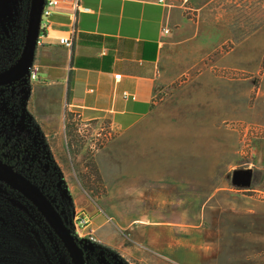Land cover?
Returning a JSON list of instances; mask_svg holds the SVG:
<instances>
[{"label": "rangeland", "instance_id": "obj_1", "mask_svg": "<svg viewBox=\"0 0 264 264\" xmlns=\"http://www.w3.org/2000/svg\"><path fill=\"white\" fill-rule=\"evenodd\" d=\"M199 3L200 12L186 11L189 21L181 37L190 39L164 52L165 103L140 136L128 132L114 141L117 134L106 123L83 125L66 112L59 144L29 109L34 83L27 90L30 144L19 169L67 222L78 211L90 216L102 243L90 264H224L215 259L209 226L217 215L225 218L224 201L235 187L232 172L250 167L260 172L258 178L264 175V0ZM9 5L12 18L17 3ZM15 32L11 25L5 44L12 59L23 47ZM199 157L202 162L194 161ZM178 171L197 173V187L180 197H199L203 208L178 201L179 188L162 189L167 188L163 178ZM217 187V196L208 200ZM26 205L0 184V264H72L59 239ZM98 215L107 222L105 237L93 222Z\"/></svg>", "mask_w": 264, "mask_h": 264}, {"label": "crops", "instance_id": "obj_2", "mask_svg": "<svg viewBox=\"0 0 264 264\" xmlns=\"http://www.w3.org/2000/svg\"><path fill=\"white\" fill-rule=\"evenodd\" d=\"M75 1L61 0L38 41L35 61L41 69L29 95V109L59 144L66 112L79 114L83 125L98 128L106 123L117 134L114 141L128 132L138 137L165 103L164 52L190 39L181 37L189 21L186 11L200 12L204 6H196L197 0H77L90 8L85 10L75 7ZM61 38H73L72 47L62 44ZM116 74L122 77L118 80ZM259 173L254 172V186L232 187L225 204H215H224L225 218L217 215L213 220L209 242L215 246V259H224V264H264V175L258 178ZM182 175L168 174L162 185L167 188L162 189L171 193L179 188L178 201L193 204V210L203 208L199 197L187 201L180 197L189 194V187H197V173ZM93 222L99 236L105 237L109 230L103 216Z\"/></svg>", "mask_w": 264, "mask_h": 264}, {"label": "water", "instance_id": "obj_3", "mask_svg": "<svg viewBox=\"0 0 264 264\" xmlns=\"http://www.w3.org/2000/svg\"><path fill=\"white\" fill-rule=\"evenodd\" d=\"M45 1L31 0L22 52L15 63L0 71V86L16 82L29 73L35 61ZM254 172V169L250 167L234 169L231 175V182L238 188H250ZM0 181L22 194L40 212L63 243L72 264H87L84 251L78 245L63 215L32 179L17 171L9 163L0 160ZM23 207L25 210L29 209L26 206Z\"/></svg>", "mask_w": 264, "mask_h": 264}, {"label": "flooded vegetation", "instance_id": "obj_4", "mask_svg": "<svg viewBox=\"0 0 264 264\" xmlns=\"http://www.w3.org/2000/svg\"><path fill=\"white\" fill-rule=\"evenodd\" d=\"M15 1L17 3V11L18 12L16 13V15L14 13L12 15V18H11L10 11H9L10 0H0V71L4 70L5 68H7L10 65H12L13 63H15L17 61V59L19 58L18 57V58L12 59V58L8 57V54L6 53V50H5V44L9 42L8 36H9V30H10L11 25L14 27V29H16L14 37L16 39L18 37H19V39H22V37H23V46H24V42H25L27 23H28L27 18H28V14H29L30 5L27 7L25 0H15ZM30 4H31V2H30ZM22 14L24 15V17L22 16ZM14 15L16 17L17 22L14 21V19H15ZM24 27H25V31H24ZM23 31H24V34H23ZM22 35H24V36H22ZM14 44H16V42H14ZM21 52H22V50H21ZM28 74L16 82L0 86V160L4 161L6 163H9L19 172H21L19 169L20 164L24 163L26 160V156H27V152H28V150L26 148L27 143L30 144V142H27V139H26V118H27V115H29V113L26 112L25 105H26L27 90L33 83L29 81ZM28 92H29V90H28ZM28 99H29V93H28ZM35 140H36V137L34 138V142H35ZM34 145H35V143H34ZM27 177L30 178L29 176H27ZM8 187L10 189H13L10 186H8ZM6 189H8V188H6ZM14 191L17 192L18 194H20L18 191H16V190H14ZM20 195L23 196L22 194H20ZM25 200L30 202L27 198H25ZM26 207H28V206H26ZM28 208H29L28 210L31 209V207H28ZM65 221L70 227L71 221L67 222L66 219H65ZM70 230L72 231L71 227H70ZM72 233H73V231H72ZM73 235H74V233H73ZM56 237L58 238L57 235H56ZM75 239H76V237H75ZM59 241H60V239H59ZM77 243H78V241H77ZM78 245L81 246L79 243H78ZM81 248L83 249L82 246H81ZM95 249L98 250L99 247H96ZM65 251L67 252L66 248H65ZM83 251H84V249H83ZM99 253H101V252H98V254ZM84 254H85V251H84ZM85 258H86L87 264H90V261H89V259H87L86 254H85Z\"/></svg>", "mask_w": 264, "mask_h": 264}, {"label": "built area", "instance_id": "obj_5", "mask_svg": "<svg viewBox=\"0 0 264 264\" xmlns=\"http://www.w3.org/2000/svg\"><path fill=\"white\" fill-rule=\"evenodd\" d=\"M31 0H28L27 7L30 5ZM75 7H83L85 10H90V8L83 6L82 4L78 3L77 0L74 2ZM61 6V0H46L45 5L43 8V15H42V24L41 29H45L48 24V18L54 13L55 10L60 8ZM16 15V14H15ZM16 21V17L14 19ZM25 31V27H24ZM169 29L165 28L164 32L169 33ZM45 34L40 33V37L44 36ZM39 41V40H38ZM60 42L67 47H72L73 45V38H61ZM40 65L34 61L30 72L28 74V79L30 82L34 83L39 78V72H40ZM122 77V74H116V79H120ZM77 116L80 117L79 114ZM71 229L76 237V240L78 243L83 247L85 254L87 256V259L90 260L92 251L95 250L96 247H100L102 245L101 240L97 238L96 230L92 227V220L90 216L83 212H76L73 214V217L71 219Z\"/></svg>", "mask_w": 264, "mask_h": 264}, {"label": "trees", "instance_id": "obj_6", "mask_svg": "<svg viewBox=\"0 0 264 264\" xmlns=\"http://www.w3.org/2000/svg\"><path fill=\"white\" fill-rule=\"evenodd\" d=\"M41 33L45 34V30H44V29H41ZM0 184H2L5 188H8V189H9V187H8L6 184H4V183H2V182H0ZM14 192H15V191H14ZM15 193H17V192H15ZM17 194H18V193H17ZM19 195H20V194H19ZM20 196H21V195H20ZM22 197H23V196H22ZM23 199H24V201L27 203L26 206L31 207V210H33L35 214H37V215H39V216L41 217V220H42V222H43V226H45L46 229H47L51 234H53L54 238L58 239V238L56 237V235L54 234L53 230L50 228V226L46 223V221H45V219L43 218V216L38 212V210H37L34 206H32V205L30 204V202H28L27 200H25L24 197H23ZM59 244H60V246L62 247L63 252L66 254L68 261L70 262V258L68 257V253L65 251V248H64L63 244L60 243V242H59Z\"/></svg>", "mask_w": 264, "mask_h": 264}]
</instances>
